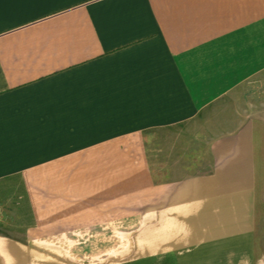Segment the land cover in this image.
Listing matches in <instances>:
<instances>
[{
	"label": "crops",
	"instance_id": "1",
	"mask_svg": "<svg viewBox=\"0 0 264 264\" xmlns=\"http://www.w3.org/2000/svg\"><path fill=\"white\" fill-rule=\"evenodd\" d=\"M0 197L31 237L150 203L184 232L148 263L264 264V0H0Z\"/></svg>",
	"mask_w": 264,
	"mask_h": 264
},
{
	"label": "rangeland",
	"instance_id": "2",
	"mask_svg": "<svg viewBox=\"0 0 264 264\" xmlns=\"http://www.w3.org/2000/svg\"><path fill=\"white\" fill-rule=\"evenodd\" d=\"M2 201L0 197V240L25 245V253L17 251L26 257L21 264H150L153 255L162 259L170 247H182L175 245L182 236H176L177 232H184L182 221H172L173 225L165 220L152 221L150 203L121 205V211L127 214L124 212L119 219L120 211L113 213V221L106 227L96 226L65 237L40 238L29 236L27 221L18 220L14 210ZM13 206L16 209L22 205ZM0 257V261L12 260L7 253ZM15 259H19L18 254Z\"/></svg>",
	"mask_w": 264,
	"mask_h": 264
}]
</instances>
